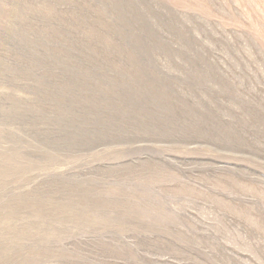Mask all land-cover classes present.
<instances>
[{"label":"rangeland","instance_id":"rangeland-1","mask_svg":"<svg viewBox=\"0 0 264 264\" xmlns=\"http://www.w3.org/2000/svg\"><path fill=\"white\" fill-rule=\"evenodd\" d=\"M0 264H264V0H0Z\"/></svg>","mask_w":264,"mask_h":264}]
</instances>
